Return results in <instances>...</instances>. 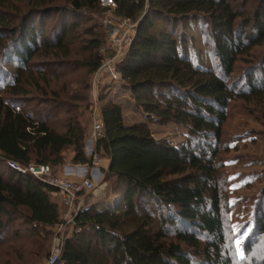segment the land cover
<instances>
[{"label": "trees", "instance_id": "obj_1", "mask_svg": "<svg viewBox=\"0 0 264 264\" xmlns=\"http://www.w3.org/2000/svg\"><path fill=\"white\" fill-rule=\"evenodd\" d=\"M111 1L115 13L132 19L147 3L116 68L147 120L183 124L187 139L176 145L156 138L146 121L125 123L121 103L106 99L95 151L109 159L102 175L112 196L81 202L53 264H233L216 159L232 100L253 102L264 122V0ZM99 7L100 0H0V245L7 248L6 264H24L26 252L44 255L63 222L56 187L8 159L47 163L55 173L69 150L72 163L91 165L77 101L88 93L76 100L49 78L61 68L93 73L99 67L104 30L91 15ZM84 20L91 21L80 25ZM196 29L205 53L193 42ZM238 62L244 63L239 70ZM249 220L255 236L245 250L264 236V184ZM29 243L36 247L28 249Z\"/></svg>", "mask_w": 264, "mask_h": 264}, {"label": "rangeland", "instance_id": "obj_2", "mask_svg": "<svg viewBox=\"0 0 264 264\" xmlns=\"http://www.w3.org/2000/svg\"><path fill=\"white\" fill-rule=\"evenodd\" d=\"M146 7L147 3L144 9L140 11L138 19L134 20L138 22L144 15ZM114 8L115 5L111 0H100L98 11H91L93 18L101 23V27L104 30V44L106 32L103 18L109 12L112 13ZM90 21L84 20L80 22V25L83 26V24ZM133 33L134 31L131 37ZM193 42L202 53L206 52L200 30H195ZM76 54L77 58L84 55L82 52H76ZM243 65L244 63L238 62L236 69L239 70ZM56 77L52 76V78H49L50 85L58 87L66 85L69 94L73 95L76 100L81 99L84 93H88L87 100H77L80 108L84 111L81 116L83 125L88 122L87 119L89 117L92 120V116L97 115L96 112L99 111V108H101L102 103L106 99L112 98L121 103L122 116L125 123L146 121L156 138L167 139L176 145H181L187 139V127L183 124L173 121L159 122L147 120L145 112L135 104L128 85L121 78L111 82L107 80H105L107 82H101L98 80L96 85L93 82V73H87L86 68L82 66L74 70H63L61 68ZM93 88L94 90L97 88L96 95L93 93ZM101 95L104 97H100ZM86 104L87 107L84 108ZM258 109L260 108L253 102L244 101L239 98L230 102L227 110V119L223 125L222 150L216 159L217 174L215 178L221 186L220 202L224 216L226 247L229 248L232 254L233 264H258L264 262L263 235L254 237L250 250L244 249V242L249 237L255 236L254 227L249 217L253 208L254 196L264 184V122ZM89 113L91 114L90 116ZM92 123L93 121L87 128L84 126L87 135H91ZM70 154L71 152L67 150V161ZM100 177L96 180L98 183L100 181L105 183L102 192L92 194L85 191L80 195L82 201L85 199L89 202L112 196L110 194L112 191L109 189L110 181L105 180L103 175ZM70 229L71 221H63L61 227L54 229L44 255L35 258L33 253L26 252L23 257L24 264H30L34 259H36L34 264H46V259L55 242V238L60 237L62 239ZM172 236V234H168L167 237L171 238ZM198 237H201V233L198 234ZM29 247L35 248L36 245L29 243L27 248L29 249ZM6 249L5 246L0 245V264H6V259L8 258Z\"/></svg>", "mask_w": 264, "mask_h": 264}, {"label": "built area", "instance_id": "obj_3", "mask_svg": "<svg viewBox=\"0 0 264 264\" xmlns=\"http://www.w3.org/2000/svg\"><path fill=\"white\" fill-rule=\"evenodd\" d=\"M137 20L131 17L109 12L103 18V24L106 32L105 44L101 47L103 58L99 67L93 72V82H111L120 79L119 71L116 68V63L122 57L126 46L131 40V34L135 29ZM107 80V81H105ZM97 85V84H96ZM93 93L96 95L97 88H93ZM94 109V108H93ZM104 133L103 123L100 115L93 117L92 132L90 138L93 142V147L90 151L91 165L96 166L99 154L95 151V142ZM8 164L18 170H25L32 173L34 176L46 181L56 187V193L59 196L60 202L63 205L61 211L62 221L69 222L73 219L74 212L78 209L82 202L80 195L82 192H90L92 194L101 193L104 189V182H97L93 176L69 177L59 172H53L51 166L47 163L30 162L22 164L14 159H8ZM101 178L100 176L97 178ZM62 223V222H61ZM61 223L57 227H61ZM60 237L55 238L49 255L46 259V264H53L59 256L61 250Z\"/></svg>", "mask_w": 264, "mask_h": 264}, {"label": "crops", "instance_id": "obj_4", "mask_svg": "<svg viewBox=\"0 0 264 264\" xmlns=\"http://www.w3.org/2000/svg\"><path fill=\"white\" fill-rule=\"evenodd\" d=\"M96 114L101 116V108H99V111H97ZM90 115L91 114L89 113V116ZM90 118L91 117H89V119H87L88 120L87 123H84V126L86 128L89 127L91 122L93 121V119L91 120ZM92 118H93V116H92ZM92 147H93V142H92V140L90 138V135H87L86 138H85V143H84V149H85L87 154H90V151H91ZM108 163H109V159H108V157H105V156H100L99 157L96 166H91V165H88V164L72 163L70 161V157H69V160L66 161L64 164H62L57 169V172L65 174V175H67L69 177L93 176V178L97 179L99 176H102L101 175L102 174V169L106 168ZM57 197H58L57 200L59 201L60 218L63 219L62 218V214H61V211L63 209V205L60 202L59 196H57ZM57 226L58 225H56L54 227V229Z\"/></svg>", "mask_w": 264, "mask_h": 264}]
</instances>
